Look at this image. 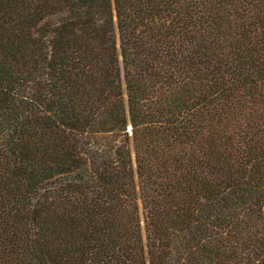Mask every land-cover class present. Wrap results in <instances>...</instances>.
<instances>
[{"label": "trees", "instance_id": "1", "mask_svg": "<svg viewBox=\"0 0 264 264\" xmlns=\"http://www.w3.org/2000/svg\"><path fill=\"white\" fill-rule=\"evenodd\" d=\"M0 264H264V0H0Z\"/></svg>", "mask_w": 264, "mask_h": 264}]
</instances>
